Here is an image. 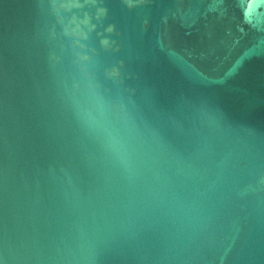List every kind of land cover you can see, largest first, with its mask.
Returning a JSON list of instances; mask_svg holds the SVG:
<instances>
[{"label":"water","instance_id":"1","mask_svg":"<svg viewBox=\"0 0 264 264\" xmlns=\"http://www.w3.org/2000/svg\"><path fill=\"white\" fill-rule=\"evenodd\" d=\"M0 264H264V0H0Z\"/></svg>","mask_w":264,"mask_h":264}]
</instances>
